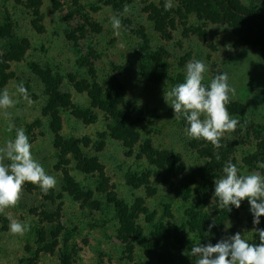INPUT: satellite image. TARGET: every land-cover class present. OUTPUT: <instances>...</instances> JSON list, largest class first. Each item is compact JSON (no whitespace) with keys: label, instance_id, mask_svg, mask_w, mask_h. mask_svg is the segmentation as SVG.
I'll return each instance as SVG.
<instances>
[{"label":"rangeland","instance_id":"obj_1","mask_svg":"<svg viewBox=\"0 0 264 264\" xmlns=\"http://www.w3.org/2000/svg\"><path fill=\"white\" fill-rule=\"evenodd\" d=\"M27 1L0 0V24L8 19L13 26L14 40H26L29 45L21 60L7 62V73L11 78L0 93L7 89L16 104L7 110L0 109V147L15 138L16 129L23 128L32 145L34 159L47 174L56 178L57 183L47 194L38 185L26 183L19 204L0 214V264H62L63 255L67 256L69 264H160L145 257L141 246L132 240H121L113 198L124 201L129 207L137 199L141 200L149 213H156L152 223L146 222V214H139L137 222L145 233L149 234L159 224L170 229L176 228L183 238L180 249L177 247L178 251L188 258L190 264H196L197 258L191 256V249L196 244L204 245L196 233L185 228V211L190 202L176 198L162 184L161 178L152 174L149 184L137 190L126 184L128 174L155 170L147 161L125 155L126 150L121 144L107 136L111 120L104 112L93 108L87 94L76 90L65 78L69 73H75V81L81 82L87 75L85 68L78 66L76 49L65 39L64 32L83 23V14L101 27L99 33H92L88 37L100 55L98 59L92 60L99 82L104 85L108 77L113 75L112 64L122 67L120 69L124 75L117 71L115 75L126 87L124 106L142 104L148 109L145 120L138 128L141 143L150 140L156 148L180 154L188 170L201 166L202 161L188 146L190 138L181 124L183 116L175 118L171 100L168 104L164 94L184 82L186 65L193 59L201 60L208 66L204 80L206 85L216 76L215 73H226L228 83L236 90L230 103L246 108V125L238 124L235 135L229 133L224 137L237 143L233 155L241 173H261L260 170H264V167L257 169L242 164L243 158L260 155V146L264 143V55L258 49L239 46V37L223 25L206 24L203 29L209 36L199 40L191 34L185 36L182 25L176 23L169 37L162 38L154 31L146 14L142 13L140 1L132 0L126 5L128 11L123 18L130 19L134 26L142 25L145 28L151 50L161 48L168 53L164 59V80L158 84L149 83L137 73L142 57L144 60L141 40L124 28L120 17L117 18L121 20L122 27L119 35L116 34L111 23L116 16L110 8L102 5L103 0H56L60 5L58 9L53 8L52 0H41L42 32L30 24V10L23 6ZM159 1L167 2L158 0L155 3ZM75 2L84 8L80 14L72 15L77 8ZM171 3L176 8V0H171ZM260 3H264V0H254V5ZM90 7H99V10L92 11ZM187 22L188 27L203 24L194 16H190ZM79 45L84 47L82 51L87 49L85 39ZM6 48L7 42L0 41L1 52H5ZM33 63L42 67L48 65L62 75L64 88L71 95L72 103L81 111H90L92 121L86 123L75 118L71 112L61 110L60 136L63 140L79 141L86 159H95L101 167V178L97 173L81 172L70 157L69 164L59 159L53 134L48 128L49 120L42 114L47 98L42 85L29 68ZM21 84L27 90V99L17 90ZM232 117L240 121V117ZM9 124L14 125L11 132L8 131ZM4 163L10 162L5 160ZM66 174L79 187V199L64 189ZM101 186L103 193L96 191ZM154 189L156 192L152 194ZM88 192H92L93 196L85 201L84 195ZM48 197L53 199L48 201ZM248 206L247 199L241 202L238 219L224 224L218 242L240 233L250 243H260L256 229H262L248 220L245 210ZM9 216L29 226V230L23 235H13L9 230Z\"/></svg>","mask_w":264,"mask_h":264},{"label":"trees","instance_id":"obj_2","mask_svg":"<svg viewBox=\"0 0 264 264\" xmlns=\"http://www.w3.org/2000/svg\"><path fill=\"white\" fill-rule=\"evenodd\" d=\"M139 1L143 5L142 13L146 14L147 20L153 25L154 31L162 38L169 37V32L176 28V23L182 25L185 36L191 34L199 40H205L209 36L203 29L206 24L223 25L239 37L238 40L241 42H238L239 46L258 49L264 55V3L256 6L254 0H247V2L242 0H176V8L172 7L170 10L165 11L164 5L166 2L164 1H159L158 4L155 3L158 0ZM130 3H132V0L102 1V5L110 8L116 17H120L124 28L131 34H135L143 44L141 51L144 54V60L142 57V62L137 70L140 78L149 83L158 84L165 78L166 63L164 59L168 57V53L161 48L151 50L145 35V28L142 25L134 26L130 19L123 18L124 9ZM75 4L77 8L72 12V15L80 14L84 8L78 6L76 2ZM23 6L30 10V24L32 27L42 32L43 28L40 25L42 22L41 0H28ZM52 6L54 9L60 7L56 0H52ZM90 10L97 11L99 7H90ZM190 16H194L196 20L203 24L197 27H188L187 20ZM81 17L83 23L74 29L65 30L64 36L71 43V46L76 49L77 64L80 68H85L87 78L81 82H76L73 75L75 73H69L65 78L76 90L87 94L93 108L104 112L107 118L111 120L107 127V136L121 144L126 150L125 155L127 157L134 156L136 160H145L155 170H148L140 174H128L126 184L137 190L149 184L150 176L160 177L162 184L176 198L190 202L189 208L185 211V228L192 233H196L204 246L208 244L215 245L219 240L224 224L238 219L239 212L235 206H230V211L227 208L221 209L218 198L214 197L215 180L223 175V167L231 161L239 168L233 155L237 143L231 141V139L222 138L220 141L221 147L216 148L203 139H190L188 142L189 148L202 161V165L193 170H188L180 154L156 148L150 140L141 143L138 128L145 120L148 109L142 104L124 106L126 87L115 75V71L120 75H124L122 69H120L122 67L112 64L113 75L108 77L106 84L102 85L99 82L93 61L98 59L100 55H98L99 53L88 37L92 33H99L101 27L87 18L85 14ZM12 27V23L8 19L0 24V41L7 42L5 52L0 50V90L11 78V75L7 73L9 68L7 62L21 60L29 48L26 40H14ZM82 39H85L87 43V49L84 51H82L84 47L79 45ZM29 68L42 85L43 94L47 98L46 105L42 108V114L49 120L48 128L53 134V143L59 152V159L64 164H69L72 160L81 172L86 174L97 173L101 178V167L98 166L95 159H86L87 157L80 149L79 141L63 140L60 136L61 119L59 113L61 110L71 112L75 118L86 123L92 121L90 111H81L72 103L71 95L64 88L63 76L53 71L50 66L43 65L42 67L33 63ZM227 108L230 115L240 117L239 124L246 125V108L244 105L229 103ZM181 124L184 128L188 126L184 117ZM237 132L238 129L230 134L235 135ZM84 144L86 145L85 142ZM260 149V155L254 154L245 157L242 159V164L260 169L258 164L264 163V143L261 144ZM217 154L220 156L219 160L216 159ZM260 171L264 175V170ZM64 181V189L79 199L80 189L72 178L66 174ZM96 191L103 193L104 189L101 186L97 187ZM155 192L154 189L152 194ZM92 196L93 193L88 192L84 195V200L88 201ZM52 199V197H48L46 200L51 201ZM112 202L117 213L119 235L123 242L132 240L141 246L145 257L149 260H156L160 264H190L188 258L178 251L183 238L176 228L170 229L159 224L155 225L149 234H146L138 224L137 219L140 213L146 214L147 223H152L156 215L154 212L149 213L141 200L137 199L132 207H129L122 200L113 198ZM245 210L248 220L254 225V216L250 211V204ZM210 225H212L211 228ZM257 226L264 230V216L260 217V223ZM62 264H69L67 256L63 255Z\"/></svg>","mask_w":264,"mask_h":264},{"label":"clouds","instance_id":"obj_3","mask_svg":"<svg viewBox=\"0 0 264 264\" xmlns=\"http://www.w3.org/2000/svg\"><path fill=\"white\" fill-rule=\"evenodd\" d=\"M173 7L171 0L164 5L165 11ZM128 11L127 6L124 9ZM112 27L116 34L122 27L121 20L113 17ZM208 66L201 60H190L186 65L184 82L175 85L165 92L164 99L174 109L175 118L183 116L187 127L185 134L190 139L210 142L214 147H221V139L226 134L236 130L239 120L230 115L227 105L235 96L236 90L228 83L226 73L213 77L206 85L204 83ZM25 99L27 90L17 86ZM7 89L0 93V109L15 107ZM7 114V113H6ZM14 125L9 124L8 131ZM32 145L23 128L16 129L14 139H10L0 147V214L8 208L16 207L23 194L24 185H38L44 194L55 188L56 178L46 173L43 166L34 159ZM219 160V154L216 155ZM8 160L10 163L5 164ZM264 167V164L258 165ZM223 175L215 180L214 197L218 198L219 207L235 206L237 209L245 199L250 204L254 219L253 224L260 223L264 216V175L260 172L241 173L236 164L229 161L222 169ZM9 230L13 235H23L29 226L8 217ZM210 228L212 225L209 226ZM230 227V225H226ZM259 233V244L250 243L240 233L227 239H222L215 245L201 246L196 244L191 249V256L196 257V264H264V230Z\"/></svg>","mask_w":264,"mask_h":264}]
</instances>
